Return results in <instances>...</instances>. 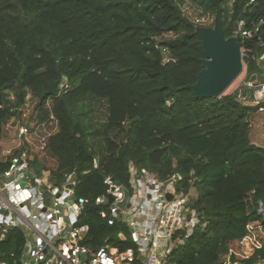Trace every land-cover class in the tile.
<instances>
[{"label": "trees", "instance_id": "obj_1", "mask_svg": "<svg viewBox=\"0 0 264 264\" xmlns=\"http://www.w3.org/2000/svg\"><path fill=\"white\" fill-rule=\"evenodd\" d=\"M185 2L215 17L213 0H0V139L29 95L36 101L31 118L43 121L52 110L58 131L47 141L44 167L51 164L58 186L74 174L76 196L90 200L80 222L95 249L107 239L120 251L135 247L118 238L121 231L130 236L122 221L110 223L101 216L106 207L91 204L105 192L107 175L129 187L131 161L165 180L179 173L178 190L195 189L190 204L200 223L173 260L228 264L247 224L264 225V148L251 135L260 113L235 91L196 98L185 88L205 57L201 25L184 12ZM220 3L226 37L244 20L253 37L241 46L263 53L264 0ZM253 55L245 58L249 76L261 71ZM100 104L102 122L95 116ZM25 242L13 229L1 257L21 264Z\"/></svg>", "mask_w": 264, "mask_h": 264}, {"label": "built area", "instance_id": "obj_2", "mask_svg": "<svg viewBox=\"0 0 264 264\" xmlns=\"http://www.w3.org/2000/svg\"><path fill=\"white\" fill-rule=\"evenodd\" d=\"M237 23L238 31L233 35L239 34L241 42L251 39L253 32L245 28L246 22ZM241 51L243 72L248 78L235 82L233 92L264 115V52L255 53L242 46ZM251 53L261 71L249 76L245 58ZM252 75L256 78L251 79ZM32 110L28 103L22 108L21 116H12L6 125L7 135L0 139L12 140L10 145L0 147V244L18 228L26 239L21 264H176L174 252L200 223L198 211L190 204L195 189L178 190L179 173L165 180L133 161L129 163V187L107 175L105 192L91 204L105 206L107 210H102L101 216L110 223L122 221L130 236L121 231L118 238L132 240L135 247L120 251L118 245L107 239L95 249L85 243L89 226L80 222L90 200L76 196L74 174H67L58 186L52 179L51 164L44 167L43 160L49 158L45 150L47 141L58 131V120L49 109V117L39 122L31 118ZM37 162H42L43 168ZM94 166H98L97 159ZM126 189L129 197L126 208L122 209L118 203L124 200ZM259 213L264 217L262 202ZM246 228V235L229 249L228 264H264L263 257H255L256 251L264 247V225L251 221ZM0 264H11L1 257V252Z\"/></svg>", "mask_w": 264, "mask_h": 264}, {"label": "water", "instance_id": "obj_3", "mask_svg": "<svg viewBox=\"0 0 264 264\" xmlns=\"http://www.w3.org/2000/svg\"><path fill=\"white\" fill-rule=\"evenodd\" d=\"M213 1L217 7L213 26H197L196 29L205 53V57L201 59L203 69L198 73L194 84L185 86L196 98H220L244 70L242 38L239 34L226 37L223 28V7L220 0ZM233 31H238L237 22L233 25ZM255 78L256 75H252L251 79ZM128 197L129 191L126 189L125 198L118 206L125 209ZM168 197L172 198V195L169 194Z\"/></svg>", "mask_w": 264, "mask_h": 264}, {"label": "rangeland", "instance_id": "obj_4", "mask_svg": "<svg viewBox=\"0 0 264 264\" xmlns=\"http://www.w3.org/2000/svg\"><path fill=\"white\" fill-rule=\"evenodd\" d=\"M183 10L184 12L190 16L192 19H194L195 21H197L198 23H200L201 26H213L214 24V20L215 17L214 16H210V15H202L201 10L198 7H194L193 5H191L188 2H185L183 4ZM248 78V75L246 72H242L241 75L234 81L233 85H231L229 87V89H227L226 93H229L231 91H233V87L235 86L234 84H236L237 82L241 81L244 82L246 81ZM236 82V83H235ZM29 103H30V107H34L36 105V101L32 98H30L29 95ZM105 111H106V105L105 104H100L97 105V111L95 112V116L96 119L100 122H102L105 119ZM252 131L254 129V127L256 129H258L259 131H263L264 130V115L263 114H257L252 121ZM259 133L258 131L255 132V134ZM253 137V135H252ZM10 141H12L11 139H9ZM8 139H4V140H0V147H6L8 145H10V141ZM253 140H255L253 138ZM255 142V141H254ZM253 142V143H254ZM259 146L264 148V141L260 139L259 141ZM95 150H97L95 148ZM37 166L39 168H43L42 162H37Z\"/></svg>", "mask_w": 264, "mask_h": 264}, {"label": "crops", "instance_id": "obj_5", "mask_svg": "<svg viewBox=\"0 0 264 264\" xmlns=\"http://www.w3.org/2000/svg\"><path fill=\"white\" fill-rule=\"evenodd\" d=\"M259 132V133H257V134H255V132ZM251 135H253V137H252V141L255 143V144H257V145H259V141H260V139L261 140H263L264 141V130L261 132V131H259L258 129H256L255 127H254V129H253V131L251 132ZM253 138L255 139V140H253Z\"/></svg>", "mask_w": 264, "mask_h": 264}]
</instances>
